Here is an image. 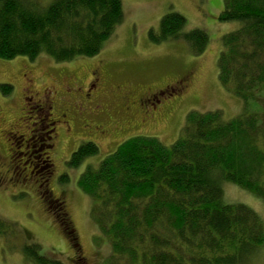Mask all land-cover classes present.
<instances>
[{
  "label": "trees",
  "instance_id": "obj_1",
  "mask_svg": "<svg viewBox=\"0 0 264 264\" xmlns=\"http://www.w3.org/2000/svg\"><path fill=\"white\" fill-rule=\"evenodd\" d=\"M123 16L121 0H52L44 7L0 0V59L94 57ZM218 20L240 23L222 37L217 65L220 84L241 100L243 112L225 120L219 111H191L173 144L131 137L97 167H86L76 185L109 243L104 264H253L264 247L258 214L223 196L229 183L264 203V0H223ZM185 26L181 14L168 13L149 39L183 41L195 56L203 54L208 34ZM0 92L7 96L12 86L0 84ZM98 151L83 142L67 167L77 169ZM17 236L15 224L0 217V238ZM21 252L34 264H63L26 238Z\"/></svg>",
  "mask_w": 264,
  "mask_h": 264
},
{
  "label": "rangeland",
  "instance_id": "obj_2",
  "mask_svg": "<svg viewBox=\"0 0 264 264\" xmlns=\"http://www.w3.org/2000/svg\"><path fill=\"white\" fill-rule=\"evenodd\" d=\"M36 1L44 7L52 0ZM121 2L123 21L94 57H79L63 63H58L45 54L33 61L25 57L0 59V84L12 86L11 94L4 96L0 92V217L14 223L18 233L17 237L10 238L7 243L0 238V264H34L21 252L25 238L39 245L40 255L70 264V249L66 247L60 230L53 225L50 213H46L45 205L40 202L34 179L21 182V178H13L10 167V157L16 152L12 146L14 141L10 139L11 134L20 135L26 128L41 129L42 126L32 123L38 121V118H34L35 114L44 110L50 100L54 102L51 105L55 110L53 115L49 114L56 120L57 134L54 135L53 147L48 152L46 146L40 149L35 145L36 141L31 143L36 157V161L33 160L35 169L45 177L44 171L50 159L53 174L47 187L54 197L66 201V209L76 230V243L78 242L83 255L96 264H104L111 250L108 241L100 234L91 218L90 198L76 185L86 167H97L118 145L131 137H154L166 146L173 144L180 137L186 117L191 111H219L225 120L243 112L241 100L226 90L218 80L217 62L222 50V37L240 26L238 22L218 20L223 10V0ZM171 12L179 13L186 19L185 32L201 29L208 34L209 44L203 54L195 56L183 41L159 44L150 41V30L156 32L160 20ZM92 73L98 76L106 95L102 103L120 108L126 104V97H129L130 103L140 96L153 93L165 85H175L184 79L189 81V87L181 99L173 102L170 114L160 109L153 117L143 119L138 111L128 117L120 110L112 116V120L114 124L119 123L118 127L125 126V129L95 139L81 130V123L74 114L70 115V129L60 122V110L68 87L84 88L92 78ZM179 89V86L170 89L164 98L180 97ZM25 96L30 101H25L24 104ZM50 124L48 122L44 131L51 128ZM89 141L98 146V153L84 160L77 169L68 168L67 162L71 154L83 142ZM25 160V157L21 158V161ZM223 193L225 202L248 206L264 224V203L261 200L229 183H223ZM252 262L264 264V247L256 252Z\"/></svg>",
  "mask_w": 264,
  "mask_h": 264
},
{
  "label": "flooded vegetation",
  "instance_id": "obj_3",
  "mask_svg": "<svg viewBox=\"0 0 264 264\" xmlns=\"http://www.w3.org/2000/svg\"><path fill=\"white\" fill-rule=\"evenodd\" d=\"M28 81L30 79H27ZM76 83H79L77 81ZM179 86V96L177 98H164L165 94L172 88ZM189 87V81L181 80L175 85H165L164 88L155 90L153 93H150L146 96H140L136 101H129L127 98L126 104L121 108L114 106L113 104L102 103L103 98L106 96L102 90V84L99 81L98 76L95 73H92V78H90L84 88L78 86L77 88L67 89V95H64L63 101L64 104L60 110V122L65 124L67 128H71L69 122L71 121V114L76 115V118L79 119L81 123V130L86 132V135L93 136L96 138H104L109 136L114 131L124 130L125 126L118 127V124H114L112 116L116 115L120 110L122 113H125V116L134 115V111H138L143 116V119L151 118L159 112L160 109H164L165 112L169 114L173 111L172 105L176 100L181 99ZM97 92V93H96ZM127 95V94H126ZM24 104L25 101H30V98L25 96L23 97ZM48 103V102H47ZM53 101H49L47 107L44 110H40L35 114L34 118H38L37 122L32 123L42 126L41 129H25L24 133L20 135H12L10 139H13L12 146L14 147V155H11L10 167L13 173V178H21V182L31 181L34 179V185L40 195V202L45 205L46 213H50V219L54 226L60 230L62 233L66 247L70 249V256L68 257L70 264H96L92 263V260L86 258L81 248L76 243L77 238L75 237V229L73 227L72 219L70 218L69 211L66 209V201L60 198L54 197L53 194L46 190L43 192L42 187L47 186L51 180L53 171L50 168L52 164L50 159L47 166L45 177H42V172H37L36 157H34L33 147L31 143L37 144L41 149L43 146H46L47 152L50 151L53 147L54 135L56 136L55 121L51 118L53 115L54 107L51 105ZM27 112H29L27 108ZM51 113L52 115H50ZM28 114V113H26ZM43 114L42 116H40ZM67 119V120H66ZM142 119V120H143ZM111 121V123L109 122ZM48 122H51V128L44 131L47 127ZM25 157V161H21V158ZM34 160V161H33ZM45 163V162H43ZM38 178V179H37ZM103 264V262L99 263Z\"/></svg>",
  "mask_w": 264,
  "mask_h": 264
},
{
  "label": "bare ground",
  "instance_id": "obj_4",
  "mask_svg": "<svg viewBox=\"0 0 264 264\" xmlns=\"http://www.w3.org/2000/svg\"><path fill=\"white\" fill-rule=\"evenodd\" d=\"M97 93V92H96Z\"/></svg>",
  "mask_w": 264,
  "mask_h": 264
}]
</instances>
